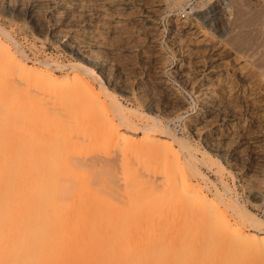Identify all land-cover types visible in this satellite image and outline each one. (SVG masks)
<instances>
[{
	"label": "bare ground",
	"instance_id": "obj_1",
	"mask_svg": "<svg viewBox=\"0 0 264 264\" xmlns=\"http://www.w3.org/2000/svg\"><path fill=\"white\" fill-rule=\"evenodd\" d=\"M164 1L0 0V264H264V220L232 196L210 195L205 175L181 160L173 142L147 135L158 124L141 129L132 109L103 81L112 74L107 54L140 51L135 38L141 28L126 24L145 18L153 40ZM221 4H209L200 18L220 42L230 28L237 29L234 40L241 41L243 55L227 59L221 44L208 43L197 53L193 87L205 114L215 115L200 119L207 131L197 130L210 143L218 134L219 141L244 139L218 119L225 120V97L238 95L244 82L251 119L257 111L264 117V0H234L232 22ZM3 20L31 23L63 43L79 63L67 77H59L48 61H30ZM184 33L197 34L187 22H177L171 39L181 43ZM198 37L209 39L206 33ZM92 76L100 80L99 88ZM95 104H102L101 114L93 112ZM74 120L80 121L79 134L104 122L96 134L111 146L125 137L123 168L131 156L146 154L164 158L170 171L158 179L131 169L134 177H125L121 185L114 181L117 161L111 153L101 160L70 158V149L82 146L73 136L63 140ZM245 138L264 145V131L250 128ZM101 162L107 166L105 179L95 173L103 171ZM91 169L100 180H91Z\"/></svg>",
	"mask_w": 264,
	"mask_h": 264
},
{
	"label": "rangeland",
	"instance_id": "obj_2",
	"mask_svg": "<svg viewBox=\"0 0 264 264\" xmlns=\"http://www.w3.org/2000/svg\"><path fill=\"white\" fill-rule=\"evenodd\" d=\"M214 1L222 3L221 7L228 21H234L236 12L233 6L234 0H231L232 3L230 1V6H226L224 0H165L164 9L157 15L153 40L148 35L150 28L145 18L131 20L126 24L127 27L141 28L140 35L135 38V44L140 46V51L133 55L124 52L116 55L107 54L112 74H105L103 81L120 99L119 101L132 109L130 110L132 117L141 129L148 125L158 124V127L148 131L147 135L149 137L165 136V139L173 142L181 160L191 161L205 175L204 185L210 195L217 191L226 197L232 196L246 209L264 220V145L257 147L245 138L250 128L255 131H264V117L261 111H257L256 116L251 119L249 113L251 97L246 83H242L238 95L225 97L223 112L225 120L218 118L228 126L230 133H234L235 136L242 134L244 139L237 140L234 137L233 140L224 138L219 141L218 137H221V134H218L216 138L213 137L214 142L210 143L207 142L205 134L197 130L203 127V131H207L209 127L205 128L204 123L200 121L212 120L215 116L213 113L205 114L207 110L205 104L201 101L196 87H193L198 68L196 60L199 54L197 53L201 51L205 43H208L206 46L221 44L219 46L223 47L227 59L234 54L243 55V49H238L241 41L238 43L234 40L237 36V29L233 31L230 28L223 42H220L216 34L208 28L207 22H203L200 18L208 5ZM3 21L6 31L13 37L18 47L24 49L30 61L38 63L48 61L52 67L57 69L59 77H67L73 69L72 65L79 63L78 57L72 54L63 43L55 42L50 36L38 31L31 23L20 24L22 22L17 21L18 24H13ZM177 22H187V25L193 27L198 35L184 33L181 43L172 40L173 25ZM203 33H206L209 39L204 42L198 41V36ZM113 38L114 36L111 39ZM190 39L192 43L188 44L187 41ZM113 40H119V38ZM116 45L123 47L121 40ZM179 68H182L181 73ZM92 78L93 83L99 88L100 80L96 76ZM102 108V104H95L93 112L101 114ZM91 110H89L90 114ZM233 114L235 116H232ZM101 124L96 125L97 127L85 125L87 127L83 130L86 132L82 131L85 134H79L80 121L74 120L70 127H67V130L72 132L71 136L68 135L69 137L65 138L64 134L59 135L60 139L63 137L66 141L73 136L74 141L77 139L82 143L79 149H74V151H72L73 147L70 149L72 151L69 152L70 155H74L70 158L80 160L85 157L90 161L101 160L111 153L117 161L115 175L117 178L114 181L120 180L121 185L125 177L129 179L134 177L135 171L132 172L131 169H137L143 174H154L158 179H161L166 171H170L168 170L170 165L164 158L146 154L139 157L134 156V158L131 156L129 165L123 168L121 147L125 144V137L124 139L117 137L113 145H109L99 135V132L96 134V131H99L98 128L103 126ZM224 133H226L225 129ZM171 136L175 138L174 141H171ZM99 169L101 168H98L99 172L96 169L95 173L98 175L100 173L99 177L103 176L100 178L105 179L108 176L107 166L103 164V171ZM94 170L91 169L92 173L89 171L91 175ZM115 176L113 175L112 179ZM99 177L93 174L90 178L96 181L97 178L100 180Z\"/></svg>",
	"mask_w": 264,
	"mask_h": 264
}]
</instances>
